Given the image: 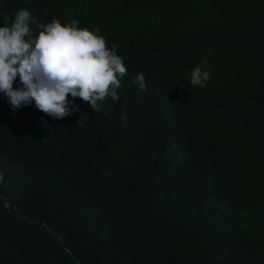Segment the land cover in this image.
I'll return each instance as SVG.
<instances>
[{"label": "trees", "instance_id": "16d2710c", "mask_svg": "<svg viewBox=\"0 0 264 264\" xmlns=\"http://www.w3.org/2000/svg\"><path fill=\"white\" fill-rule=\"evenodd\" d=\"M21 8L99 26L127 72L62 119L0 94V264H264V0H0V24Z\"/></svg>", "mask_w": 264, "mask_h": 264}, {"label": "clouds", "instance_id": "9594fccd", "mask_svg": "<svg viewBox=\"0 0 264 264\" xmlns=\"http://www.w3.org/2000/svg\"><path fill=\"white\" fill-rule=\"evenodd\" d=\"M30 25L39 29L35 37ZM126 72L116 45H106L99 26L80 28L76 19L40 24L26 8L18 9L10 24H0V94L13 110L34 105L42 113L62 119L79 111L75 100L81 99L96 113L106 98L119 100V78ZM210 78L206 60H202L190 70L188 80L204 88ZM134 83L141 91L146 89L143 73ZM121 121L126 127V115Z\"/></svg>", "mask_w": 264, "mask_h": 264}]
</instances>
